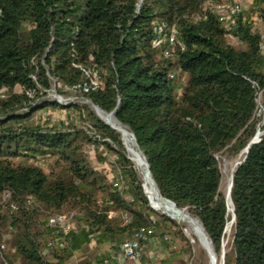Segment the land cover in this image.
Masks as SVG:
<instances>
[{"label": "trees", "instance_id": "1", "mask_svg": "<svg viewBox=\"0 0 264 264\" xmlns=\"http://www.w3.org/2000/svg\"><path fill=\"white\" fill-rule=\"evenodd\" d=\"M231 1L0 0V264H67L85 248L93 256L79 264H103L105 248L141 228H152L165 247L166 235L180 234L149 206L120 133L87 105L46 99L52 83L57 94L73 91L133 135L160 197L196 220L221 256L231 214L216 157H234L254 138L258 99L264 112V0L225 27L212 9ZM159 26L174 28L183 47L169 56L156 50ZM49 108L78 111L81 125L29 123ZM260 129L232 175L233 234L223 264H264ZM88 146L116 156L110 172L124 178L129 200L89 164ZM48 157L57 173L40 165ZM58 214L69 217L67 235L47 226ZM8 235L14 254L5 252Z\"/></svg>", "mask_w": 264, "mask_h": 264}, {"label": "rangeland", "instance_id": "2", "mask_svg": "<svg viewBox=\"0 0 264 264\" xmlns=\"http://www.w3.org/2000/svg\"><path fill=\"white\" fill-rule=\"evenodd\" d=\"M234 1H237V0H234ZM238 1L242 2L243 11H247L253 3V0H238ZM252 17H254V15ZM258 30H261V29H258ZM227 42L231 44L232 46H234L235 48H242V45H240L238 41L234 38L228 37ZM263 54H264V50H263ZM182 80H184V78ZM55 87H56L55 83H52V88L51 90L48 91L46 99L55 100L56 102H59L61 104L77 103L79 105H87L91 112H93L97 117L103 119L102 116L96 112L95 107L91 106L89 102L86 101L85 99L77 96L73 91H69L68 94L66 95H59L56 93ZM260 102L261 100L258 99V111H257L256 117L262 118L261 122L259 123V128L257 129V133L260 132V134H262L263 131H261L260 127L264 126V112L261 109ZM71 121L81 125V120L78 116V111L60 110V109L53 110L52 108H49L47 110H42V111L37 112L31 118L29 123H32V124L47 123L51 125L54 123L59 124L62 122L69 123ZM121 140H122L123 146H125L123 143L122 137H121ZM98 154L103 155V157L104 155H106V157L104 158H106L107 160L105 159V162L99 161L97 159ZM125 155H126V158L130 160V162L133 164L137 172L142 188L144 187L143 191L145 190L146 192V195H147L146 198H147L148 203H150L151 201L152 206L156 209L154 210L155 212H157L159 215H163L169 218L173 223H175L176 226L173 227L175 231L178 232L180 230V234L178 237L173 238L172 235H166L170 239L169 247H165V245L161 244L159 248H156V250L153 251L154 255L156 256L155 264H162L161 261L167 258H170L171 263L169 262L165 264H209V258H208L207 252L202 247L199 237L193 233L192 227L186 222L172 218L165 211L158 209L156 207L155 202L153 201V199L150 197V195L147 192L148 185L143 181L142 172L137 167V165L131 160V156L128 154L126 148H125ZM87 157H88L89 164L95 170L107 176L106 180L109 181L111 174H113L110 171L111 169H113L112 167L114 166V162L116 161V156L112 153L107 152L104 147H100L97 151H95L94 149L90 148V146H88L87 147ZM243 157H244L243 151H241L238 155L234 157H229L227 152L217 155L216 158H217L220 173H221L219 191L223 195H224L226 185L231 178V175H233V172L236 166L238 165L239 162H241ZM39 162H40V165H42V168L44 169V171L46 172L50 171L51 169L56 173L59 171V165L57 166L54 163L53 159L50 157L39 159ZM148 198L150 199V201ZM184 213L187 215L185 211ZM227 216H228V222L224 228V237H223V243H222L224 252H227L229 250L231 239H232V234H233V228H232L233 223L229 225V223L231 222V216L229 215ZM196 223L199 224L197 221ZM5 247H6L5 248L6 253L14 254L15 249L13 246L12 236L8 235L6 237ZM151 247L152 246L148 248V251L150 250ZM106 249L107 248H105L104 250L107 251ZM90 256H93V254L90 253V250L85 248L83 250V253L76 254L73 258H71L68 261L67 264L86 263L88 261V257ZM217 259H218L219 264H223V260L221 259V256L217 257ZM16 264H20V263L18 262Z\"/></svg>", "mask_w": 264, "mask_h": 264}, {"label": "built area", "instance_id": "3", "mask_svg": "<svg viewBox=\"0 0 264 264\" xmlns=\"http://www.w3.org/2000/svg\"><path fill=\"white\" fill-rule=\"evenodd\" d=\"M212 11L218 16L219 21L225 27H230L234 24L233 18L243 11V6L242 2L233 0L231 2L215 5ZM252 20L256 22L254 29H262L261 21L256 16H254ZM156 34L154 48L158 51H162L165 56H169L170 51L175 48L176 45L183 47L177 40V31L174 28L166 31L162 26H159L157 27ZM260 48L264 50V43L260 44ZM109 182L113 188L118 189L125 200L130 199L125 192L127 190L125 180L119 172L111 174ZM4 201H6L7 206L10 208L13 209L15 207V203L9 200L8 193L4 195ZM108 215L109 217L115 216L113 212H109ZM123 219L125 222L128 221L126 215L123 216ZM47 226L54 230L57 235H67L72 230L69 217L62 214L49 217ZM153 235L154 232L152 228H141L137 230L131 238L117 243L111 249L109 248L107 250V257L103 260V264H155L156 256L153 251L159 248L161 244L160 240L153 237ZM52 246V243L48 244L49 248ZM150 246H152V249L150 248L148 251ZM90 264H96V262L92 261Z\"/></svg>", "mask_w": 264, "mask_h": 264}, {"label": "bare ground", "instance_id": "4", "mask_svg": "<svg viewBox=\"0 0 264 264\" xmlns=\"http://www.w3.org/2000/svg\"><path fill=\"white\" fill-rule=\"evenodd\" d=\"M97 113L100 114L102 116L103 120L105 122H107V124H109L115 131L120 133V135L123 139V143L125 145V148H126L128 154L131 156V160L137 165V167L142 172L143 181L148 185L147 192L150 195V197L153 199V201L155 202L156 207L158 209L165 211L172 218L188 223L192 227L193 233L199 237L202 247L207 252V255L209 258V264H219L218 259L215 256L214 252L212 251L211 246L209 244V241H208L204 231L202 230L201 226L199 224H197L196 221H194V219H191L190 217H188L184 213V211L176 209L175 206H173L171 203L165 201L164 199H162L158 195L156 189L153 186L152 180H151L149 174L147 173L145 161L142 158L141 153L138 151L135 143L133 142V140H131L132 138L130 137L128 130L124 126L120 125L114 119V117L111 114H106V113L101 112V111H97ZM260 135H261L260 132H258V133L256 132L255 138L256 139L259 138ZM243 154H245L244 151H243ZM230 183H231V178L226 185L224 195L226 198L227 206H229V213L231 214V218H232V203L230 201V194H229ZM232 223L233 222L231 221L229 223V225H231Z\"/></svg>", "mask_w": 264, "mask_h": 264}, {"label": "water", "instance_id": "5", "mask_svg": "<svg viewBox=\"0 0 264 264\" xmlns=\"http://www.w3.org/2000/svg\"><path fill=\"white\" fill-rule=\"evenodd\" d=\"M95 109H96V112H97V111H101V110H100L99 108H97V107H95ZM101 112H102V111H101ZM106 124H107V122H106ZM107 125H108L111 129H113L109 124H107ZM113 130H114V129H113ZM130 134H131V133H130ZM131 136H132V139H133V141H134V143H135V139H134V137H133L132 134H131ZM255 136H256V134H255ZM255 136H254V138L249 142V144L246 146V148L243 150V151L245 152V156H246V154H247V152H248L249 147H250L251 145L257 143V142L259 141V138L256 139ZM135 145H136V143H135ZM136 147H137V145H136ZM245 156H244V158L242 159L241 162L244 161ZM143 159H144V161H145V165H146L147 173L149 174V172H148L147 162H146V160H145L144 157H143ZM241 162H239L238 165L241 164ZM152 183H153V181H152ZM153 186H154V188L156 189L154 183H153ZM231 186H232V176H231V183H230V186H229V194H230ZM143 189H144V187H143ZM156 191H157V189H156ZM157 193H158V191H157ZM144 194H145V196L147 197V195H146V193H145V190H144ZM158 195H159V193H158ZM159 196H160V195H159ZM164 200H165V199H164ZM165 201L171 203V204L174 206V204H173L172 202H170V201H168V200H165ZM149 206H150L153 210H156V209H155L150 203H149ZM178 210H179V209H178ZM231 221L234 222V212H233V209H232V218H231ZM223 257H224V251H222V254H221V259H222V260H223Z\"/></svg>", "mask_w": 264, "mask_h": 264}]
</instances>
